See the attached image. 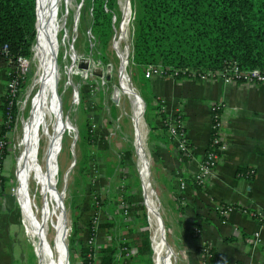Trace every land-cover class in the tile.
I'll list each match as a JSON object with an SVG mask.
<instances>
[{"label":"rangeland","instance_id":"obj_1","mask_svg":"<svg viewBox=\"0 0 264 264\" xmlns=\"http://www.w3.org/2000/svg\"><path fill=\"white\" fill-rule=\"evenodd\" d=\"M89 10L90 0H39L36 19L35 4L38 36L35 40V33L27 63L31 74L17 98L5 162L6 184L17 186L18 194H7L12 199L0 211V241L12 242L17 264H40L41 251L27 218L40 228L46 223L43 237L55 258L60 242L54 212L57 198L44 194L50 169L47 183L54 195L61 197L66 264H77L93 216L99 219L96 243L104 242L108 234L121 238L129 228L126 221L137 216L151 246L142 264H162L163 254V264H179L175 207L149 141L151 108L145 95V76L136 71L130 58L132 0L116 1L105 59L96 57L89 46ZM53 46L50 75L61 111L58 114L48 90L45 60ZM6 76L7 68L0 67L4 90ZM57 135L56 157L50 162V146ZM95 194L103 207L96 208ZM119 196H125L131 205L130 218L122 217L121 223L117 222L119 211L113 207ZM111 219L116 223H110Z\"/></svg>","mask_w":264,"mask_h":264},{"label":"crops","instance_id":"obj_2","mask_svg":"<svg viewBox=\"0 0 264 264\" xmlns=\"http://www.w3.org/2000/svg\"><path fill=\"white\" fill-rule=\"evenodd\" d=\"M143 78L153 127L149 141L175 207L178 263L264 264V84L168 75ZM3 92L0 82V100ZM216 101L222 103V146L216 164L200 185L194 174L209 147L210 106ZM177 115L190 149L188 158L179 153L163 127L162 116L171 120ZM1 122L0 113V131ZM6 159L7 154L1 166L5 177ZM181 180L184 188L179 186ZM10 199L11 195L1 198L0 211ZM219 203L235 208L222 216L215 208ZM11 243L0 241V264H17ZM204 247L211 253L205 263Z\"/></svg>","mask_w":264,"mask_h":264},{"label":"trees","instance_id":"obj_3","mask_svg":"<svg viewBox=\"0 0 264 264\" xmlns=\"http://www.w3.org/2000/svg\"><path fill=\"white\" fill-rule=\"evenodd\" d=\"M116 1L90 0L89 46L101 59H105L104 50L112 33ZM35 4L37 19L39 0H0V49L6 45V51L0 50V67H6L12 74L19 62L29 60L35 33V40L38 36L36 22L34 28ZM132 4L134 31L130 58L142 76L148 64L218 69L227 60L264 70V0H132ZM30 74L29 71L21 79V88ZM16 112L17 104L15 100L9 104L5 89L0 100V136L6 140L4 157L9 150L8 139ZM152 129L149 126V140ZM86 141L90 144V137ZM1 178L5 185L7 177L1 174ZM122 219L120 216L117 222L121 223ZM114 222L111 219L110 223ZM126 222L129 228L122 237L137 247V261L142 264L151 250L148 232L137 224V216ZM87 229L88 236H93L92 219ZM120 243L113 235L109 243L100 244L95 250L86 243L80 246L78 257L88 264V253H95L97 264H117L115 252ZM72 247L76 248L74 244Z\"/></svg>","mask_w":264,"mask_h":264},{"label":"built area","instance_id":"obj_4","mask_svg":"<svg viewBox=\"0 0 264 264\" xmlns=\"http://www.w3.org/2000/svg\"><path fill=\"white\" fill-rule=\"evenodd\" d=\"M1 51H6V45H3L0 49ZM29 61V60H28ZM28 61L19 62L16 65L15 73L12 74L11 70H7L6 76V91L9 104L15 100L17 104L18 94L20 92L21 86L20 82L27 74L29 70ZM143 74L145 77H150L153 75H168L171 77H179L185 76L190 78H197L201 80H215L220 79L223 82H247V83H257V84H264V70L259 68L258 66L255 67H242L238 64L236 60H227L224 62L222 67L218 69H201V68H193L189 66H176V67H163L157 64H148L143 69ZM221 108L222 103L220 101L213 102L210 106L211 112V140L209 142V147L205 152V155L200 160L197 165L196 172L194 174V181L196 184L202 185L211 169L216 164L218 149L222 146V120H221ZM163 124L167 127L168 133L170 137L175 141L176 148L178 149L179 153L184 157L188 158L190 156V149L187 145L183 123L181 120L180 115L173 117L171 120L162 119ZM6 140L0 136V200L3 196L13 193L18 194L17 186L9 187L8 185H4L2 183L1 178V166L3 156V148L5 146ZM253 170H248V173H252ZM181 188H184L185 181L181 180L179 183ZM93 200L95 203L96 208H101V200L99 199L98 195L95 194L93 196ZM114 207L118 210V214L121 217L128 218L131 215V205L129 204V200L125 196H119L117 201L114 203ZM217 212L220 215H226L230 210L234 209L235 206L230 204L219 203L215 206ZM242 211L249 212L250 214L257 215L258 212L253 210H248L247 208H243ZM94 222V235L88 236L86 239V243L90 245V248L94 250L100 246V244H107L112 240V235H104V239L102 243H96V231L97 226L96 222L98 219L97 216H93ZM108 237V238H107ZM126 239L121 236L119 238V246L117 251L115 252L117 258V264H140L137 261V247L131 242H125ZM203 263L207 260V257L211 255L210 249L208 247L203 248ZM89 263L88 264H97V258L95 253H88ZM77 264H84L81 258L77 256Z\"/></svg>","mask_w":264,"mask_h":264},{"label":"bare ground","instance_id":"obj_5","mask_svg":"<svg viewBox=\"0 0 264 264\" xmlns=\"http://www.w3.org/2000/svg\"><path fill=\"white\" fill-rule=\"evenodd\" d=\"M61 1L64 2V1H68V0H61ZM54 49H55L54 46L49 49L48 54L46 53L47 56H46L45 60L47 62L46 72H47V75H49L48 76V79H49V88H48V90H49V93L51 94V96L53 97V99L55 101L54 107L57 110V114H58L60 109L58 110L57 96H55V92H54L53 85H52V82H51V75H50V73H51V65H52V61H53V51H54ZM29 91H30L29 88H27V92H29ZM59 118H57L56 122L59 121ZM54 125H55V129L57 131L56 123H54ZM58 143H59V135H57L56 139L51 143V146H50L51 147V152H50V157H49L50 162H53L54 158L56 157ZM44 155H45V152H44ZM50 168H51V166H50ZM49 173H50V169L48 170V173L46 175V180L44 182V194L46 196L48 194H50V195H53L54 198H57L55 206H54V212H55V217H58V220H59L58 221V226H59V229H60V230H58L56 232V236L58 237V240H60V242H59V247L57 249V254H56L55 258L52 257L51 252L49 250V247H48V245H47V243H46V241L44 240V237H43V235L45 233V228H46L45 224L46 223L43 225L42 228H40V227L37 226V223L35 221H31L30 219L27 218V222H28L27 224L29 226H31L32 228H34V230H35V237H36V241H37V246H38L39 250L41 251L40 264H66L65 250H64L63 243H62V240L64 239V236H65V233H64V230H63L62 226H60L61 225V216H62L61 197H57L56 195H54L53 190L49 187V185L47 183V176H49ZM52 177H53V175H52ZM57 200H58V203H57ZM42 214L45 217V214H44L43 211H42ZM150 233H151V231H150ZM150 237H151V234H150ZM163 259H164V254H163L162 258H161V263L162 264H163V262H162Z\"/></svg>","mask_w":264,"mask_h":264},{"label":"water","instance_id":"obj_6","mask_svg":"<svg viewBox=\"0 0 264 264\" xmlns=\"http://www.w3.org/2000/svg\"><path fill=\"white\" fill-rule=\"evenodd\" d=\"M142 100H143V98L142 97H140ZM143 103H144V100H143ZM144 105H145V103H144Z\"/></svg>","mask_w":264,"mask_h":264}]
</instances>
